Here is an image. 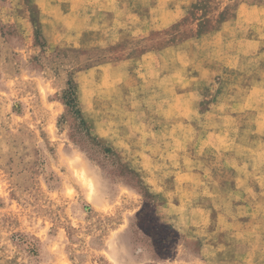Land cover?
I'll return each instance as SVG.
<instances>
[{
	"label": "rangeland",
	"instance_id": "rangeland-1",
	"mask_svg": "<svg viewBox=\"0 0 264 264\" xmlns=\"http://www.w3.org/2000/svg\"><path fill=\"white\" fill-rule=\"evenodd\" d=\"M85 1L0 0V264H264V254L216 249V209L206 223L195 206L203 193L161 182L152 190L101 138L99 123L101 65L181 42L239 0H198L179 25L115 44L101 40V0L91 10ZM125 2L149 25V8L165 1ZM229 82L220 75L195 87L202 111ZM70 83L86 125L70 104ZM183 131L174 129L175 157L186 143L189 153L196 148V131Z\"/></svg>",
	"mask_w": 264,
	"mask_h": 264
},
{
	"label": "crops",
	"instance_id": "crops-1",
	"mask_svg": "<svg viewBox=\"0 0 264 264\" xmlns=\"http://www.w3.org/2000/svg\"><path fill=\"white\" fill-rule=\"evenodd\" d=\"M164 1L149 8L148 25L140 22L146 12L130 8V2L101 0V40L115 44L166 31L179 25L198 0ZM235 1L226 0L225 6ZM92 3L86 0L83 8L91 10ZM213 13L214 24L198 21L194 34L181 42L99 67L107 88L99 105L101 138L129 160L152 190H162L161 182L202 192L195 206L206 223L216 209V249L264 254V0H239L235 9ZM173 64L180 65L177 75ZM220 75L231 82L202 111L197 86L210 85ZM114 80L115 100L108 86ZM91 122L96 126L92 116ZM178 127L196 131V148L189 153L180 136L184 154L175 157ZM227 129L228 135L219 136Z\"/></svg>",
	"mask_w": 264,
	"mask_h": 264
},
{
	"label": "trees",
	"instance_id": "trees-1",
	"mask_svg": "<svg viewBox=\"0 0 264 264\" xmlns=\"http://www.w3.org/2000/svg\"><path fill=\"white\" fill-rule=\"evenodd\" d=\"M70 91L68 93L69 94V97H70V100L72 103L70 104H73L74 108H75V113L76 115L78 116V118L80 119L81 123L83 125H86L85 121H84V118L82 117V112L81 110L79 109V106H78V102H77V91H76V88L73 86L72 83H70ZM70 104H67V106H70Z\"/></svg>",
	"mask_w": 264,
	"mask_h": 264
}]
</instances>
